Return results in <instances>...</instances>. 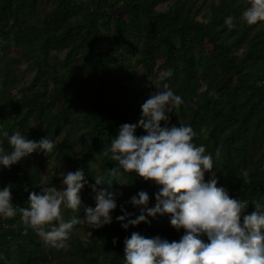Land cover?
Segmentation results:
<instances>
[{"label": "trees", "instance_id": "obj_1", "mask_svg": "<svg viewBox=\"0 0 264 264\" xmlns=\"http://www.w3.org/2000/svg\"><path fill=\"white\" fill-rule=\"evenodd\" d=\"M249 6L250 0H0V141L11 150L7 130L56 143L47 155L38 150L10 168L0 165V189L11 184L14 207H28L30 192L44 183L61 187L59 173L81 169V209L64 208L66 221L95 207L97 176L105 183L97 188L113 193L117 204L112 223L76 225L61 248L26 229L19 211L0 215V264H126L124 240L133 232L179 241L185 230L173 228L168 214L123 229L115 219L121 206L138 215L130 198L145 191L153 207L162 186L135 172L109 173L118 167L110 144L120 126L136 124L141 105L164 83L183 100L171 108L169 126L190 125L193 143L213 156L218 186L249 201L241 222L255 210L252 202L264 210V21L248 25L242 13ZM168 69L172 76L160 81ZM205 83L216 97L198 91ZM134 134L146 132L137 127Z\"/></svg>", "mask_w": 264, "mask_h": 264}, {"label": "clouds", "instance_id": "obj_2", "mask_svg": "<svg viewBox=\"0 0 264 264\" xmlns=\"http://www.w3.org/2000/svg\"><path fill=\"white\" fill-rule=\"evenodd\" d=\"M242 19L248 25L264 21V0H250ZM225 24L229 29L234 28L233 17H227ZM172 74V69H168L159 80L163 81ZM198 91L208 92L210 97L218 95L215 89L209 91L206 83ZM182 103V98L164 83L163 91L157 90L141 105V119L136 124L121 125L118 135L111 141V158L118 162V167L109 169L112 176L135 172L145 181L152 180L162 186L155 194L153 207H148V193L140 191L129 201L139 209V214L128 212L121 206L123 215L117 216L116 221L127 230L130 225L149 223L147 217L168 214L173 228L185 230L178 242H169L159 236L145 238L133 232L124 240L126 264H264L262 205L252 202L255 210L244 214L241 222L249 201L233 198L224 187L218 186L213 156L205 154L204 145L193 143L197 133L190 125L168 124L171 108H178ZM161 121L165 122L163 127ZM137 127L143 128L146 134L135 135ZM2 135L11 149L6 151L0 141V165L5 168L17 164L34 151L47 155L56 147V143L47 137L34 141L19 131L9 135L7 130ZM216 157H220L219 147ZM206 172L211 175L207 181ZM59 176L62 177L61 187L42 184L39 193H29L28 207H14L11 184L0 189V215L13 218L19 211L26 229H33L43 238L45 245L56 248L64 246L76 225L98 229L112 223L111 213L117 207L113 193L97 188L105 184L104 177L97 176L95 184L91 185L96 193L95 207H85L82 220L73 216L66 221L63 209L73 212L81 209L80 192L87 181L81 169L66 174L61 172ZM242 176L245 183L250 182L246 171ZM111 183L107 184L110 186ZM133 216L135 218H131ZM203 236L208 242L201 238Z\"/></svg>", "mask_w": 264, "mask_h": 264}]
</instances>
